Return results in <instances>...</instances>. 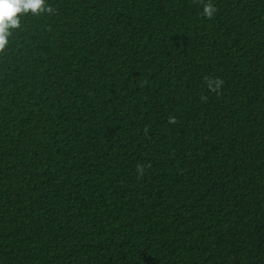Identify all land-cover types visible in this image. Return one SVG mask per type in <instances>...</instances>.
Masks as SVG:
<instances>
[{
	"label": "trees",
	"instance_id": "trees-1",
	"mask_svg": "<svg viewBox=\"0 0 264 264\" xmlns=\"http://www.w3.org/2000/svg\"><path fill=\"white\" fill-rule=\"evenodd\" d=\"M46 2L0 53V264H264V0Z\"/></svg>",
	"mask_w": 264,
	"mask_h": 264
},
{
	"label": "clouds",
	"instance_id": "clouds-1",
	"mask_svg": "<svg viewBox=\"0 0 264 264\" xmlns=\"http://www.w3.org/2000/svg\"><path fill=\"white\" fill-rule=\"evenodd\" d=\"M53 11L54 9L46 0H0V53L8 47L13 31L21 27L23 16L52 14ZM216 11L215 5L208 0L203 6L202 14L210 19ZM222 83L217 81V87Z\"/></svg>",
	"mask_w": 264,
	"mask_h": 264
}]
</instances>
